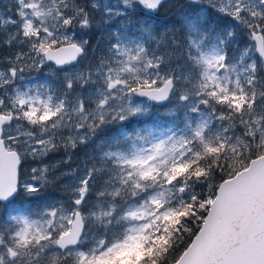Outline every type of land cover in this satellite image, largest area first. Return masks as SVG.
Masks as SVG:
<instances>
[{"label":"snow or ice","instance_id":"obj_1","mask_svg":"<svg viewBox=\"0 0 264 264\" xmlns=\"http://www.w3.org/2000/svg\"><path fill=\"white\" fill-rule=\"evenodd\" d=\"M0 46V264H264V0H13Z\"/></svg>","mask_w":264,"mask_h":264},{"label":"rangeland","instance_id":"obj_2","mask_svg":"<svg viewBox=\"0 0 264 264\" xmlns=\"http://www.w3.org/2000/svg\"><path fill=\"white\" fill-rule=\"evenodd\" d=\"M105 3L111 2V3H116V0H104ZM13 3V0H0V10H3L6 7H11ZM187 0H183L181 2V4H185L186 5ZM139 9V8H138ZM182 10L179 9H174V12L177 14H179V12ZM97 19H99V17H97ZM77 32L79 33L80 30L77 29ZM97 34V39L100 40V38L104 37L103 42L101 43L100 41L92 48V50L89 53V58L93 57V56H99L102 52V50L106 47L107 45V41H108V36L106 31H104L102 28H100L99 26L94 27L93 29H91L90 31H87L86 33H83V38L88 39L89 41L92 40V37ZM98 45V48L96 49V46ZM9 49L4 48L3 46H0V66H3V58L5 56H7L9 54ZM97 51V52H96ZM46 71V70H45ZM37 74H42L43 78H40L41 80L45 79V72H40V73H32V75H37ZM38 80V79H37ZM31 163V162H30ZM45 164H49L52 166H56L59 165L58 169H57V174L61 173V172H67L70 169H74L72 167H70L69 163L66 162L64 155H63V151H60L58 153H54L52 155H50L49 157L45 158L44 160ZM32 167H37L40 166L38 163H31ZM27 167V168H26ZM29 165H25V171H30L29 169ZM21 197H17V205H20V200Z\"/></svg>","mask_w":264,"mask_h":264},{"label":"trees","instance_id":"obj_3","mask_svg":"<svg viewBox=\"0 0 264 264\" xmlns=\"http://www.w3.org/2000/svg\"><path fill=\"white\" fill-rule=\"evenodd\" d=\"M183 0H179V3L181 4ZM143 12H145V10H142ZM142 13V12H141ZM160 19L158 21V23H160L161 25H164L165 22L167 21V27H173L175 26L176 28H179V24L175 23L179 14L174 12V9H171L170 11H166L164 9L160 10V12L158 13ZM163 30V28H161V31ZM107 33V32H106ZM97 34H95L92 37V40L90 41L91 44V48L89 49V53L92 50V48L100 41L101 43L104 40L103 38H100V40L97 39ZM238 41L241 42V44L243 43V38L238 35L237 37ZM235 47V45H233V48ZM98 48V45L96 46V49ZM97 52V51H96ZM163 109H161V113H163ZM86 151H90V149H85L83 147L78 148L77 150H75L74 152L71 153L72 155V159L69 161L67 159V155L63 152L64 158L66 160L67 163H69L70 167L72 168H77L80 165V162L85 158L84 154ZM39 164V163H38ZM27 168V167H26ZM30 169V168H29ZM62 196V193L59 190V187H52L49 188L47 190V197L49 200L51 199H59ZM20 205L23 204L25 207H35L37 203L39 202H35V201H24V198L22 197L21 200L19 201Z\"/></svg>","mask_w":264,"mask_h":264},{"label":"bare ground","instance_id":"obj_4","mask_svg":"<svg viewBox=\"0 0 264 264\" xmlns=\"http://www.w3.org/2000/svg\"><path fill=\"white\" fill-rule=\"evenodd\" d=\"M142 10H143L142 8H139V9H137V12H138V13H141V12L144 13ZM142 13H141V14H142Z\"/></svg>","mask_w":264,"mask_h":264}]
</instances>
